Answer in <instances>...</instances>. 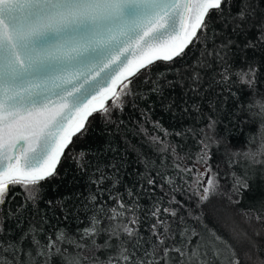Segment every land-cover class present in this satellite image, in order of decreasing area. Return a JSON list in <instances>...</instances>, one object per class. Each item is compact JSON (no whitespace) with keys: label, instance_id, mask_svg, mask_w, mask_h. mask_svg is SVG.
I'll list each match as a JSON object with an SVG mask.
<instances>
[{"label":"snow or ice","instance_id":"6c2138e0","mask_svg":"<svg viewBox=\"0 0 264 264\" xmlns=\"http://www.w3.org/2000/svg\"><path fill=\"white\" fill-rule=\"evenodd\" d=\"M232 3L233 0H0V213L9 203L11 189L16 187L21 189L16 195L22 200L15 209L9 203L8 216H15L29 204L35 206L42 199L41 185L58 175L56 169L73 138L87 134L89 118L100 115L106 122H112V113L123 111L125 98L132 95V78L142 70L149 71L153 57L171 62L181 56L189 44L199 41L201 32L207 31L213 12L221 18H225L226 10L232 15ZM241 4L232 16L237 29L253 15L248 0H241ZM177 21L180 35L159 54L160 49L149 45L175 33ZM259 30L264 39V23L259 25ZM133 43L144 50V54L130 61L129 49ZM245 46L254 47L252 41ZM92 63L100 68L103 76L93 77L87 88L78 82L71 88L61 89L72 97L70 107L62 104L55 116L43 120L32 118L34 106L46 98L26 87L33 78ZM116 73L119 75L113 79ZM221 75L224 81L229 80L227 67ZM236 76L241 85L255 90L258 83L255 69H241ZM109 79H112L111 87L106 83ZM195 79H199L198 75ZM97 90H100L98 105L85 103ZM250 107L258 109L253 115L261 118L260 139L264 141V97L251 102ZM217 123L209 117L206 127L199 129L201 135L196 140L198 152L194 163L203 165V171L187 164L181 166L188 157L179 155V145L159 135L151 136L162 158L155 176L147 175L149 188L155 189L156 176H159L163 180L161 188L166 184L171 191L178 190L174 179L167 174L165 160L170 156L172 168L184 183H189L185 175L196 172L188 190L199 203L217 194L220 174L210 163L213 146L221 143L216 139ZM155 127L161 126L156 124ZM161 130L164 136L170 135L167 130ZM86 155L83 150L79 154L80 157ZM225 155L229 157L230 167H235L241 158L249 166H264V142L256 150H226ZM73 159L80 167V161L75 156ZM103 179L101 176L100 181L93 182L100 183ZM232 179L233 194L241 195L249 188L247 170L244 175L233 174ZM91 199L95 201L96 197ZM112 199L116 207L110 209L108 227H101L99 217L94 215L89 226L77 230L75 236L58 229L41 241L34 231L25 233L19 244L13 242L0 248V264H51L56 255L61 264H241L231 245L212 230L198 229L183 216H179L176 226L177 210L162 207L161 201L150 211L154 222L145 241L134 227L139 224L136 208L124 204L122 199ZM47 203L50 205L51 201ZM177 203L175 197L169 200V204ZM127 213L132 215L129 217ZM189 218L200 221L191 211ZM257 219L264 220V217L257 216ZM101 233L107 238L98 243L96 238ZM25 241H28L27 248ZM100 251L107 253L104 259L96 255ZM254 264H264V259L257 257Z\"/></svg>","mask_w":264,"mask_h":264},{"label":"trees","instance_id":"16d2710c","mask_svg":"<svg viewBox=\"0 0 264 264\" xmlns=\"http://www.w3.org/2000/svg\"><path fill=\"white\" fill-rule=\"evenodd\" d=\"M248 3L253 15L240 29L232 22V16L242 4L241 0H233L232 15L226 10L225 18H221L213 12L207 31L201 32L199 41L189 44L181 56L171 62H153L149 71L142 70L132 78V95L125 98L123 111H114L112 122H106L100 115L90 117L87 134L73 138L56 169L58 175L41 185L42 199L9 217V203L15 209L22 200L16 195L21 189L12 188L9 203L0 213V248L13 242L19 244L23 234L33 231L41 241L58 229L75 236L77 230L89 226L94 215L99 217L101 227L106 228L110 209L116 207L112 198H117L136 208L139 224L134 227L145 241L154 222L150 211L161 201L162 207L177 210L176 226L179 216H183L198 229L212 230L231 245L241 264H254L257 257L264 259V220L257 219L264 217V166H249L241 158L235 167H230L229 157L225 155L226 150H256L264 142L260 139L261 118L253 115L258 109L250 107L251 102L264 97V39L259 30V25L264 23V0H248ZM248 41L254 47H246ZM225 67L230 77L227 81L221 75ZM249 68L257 71L254 91L241 85L236 76L241 69ZM197 75L199 79H195ZM209 117L218 121L216 139L221 141L219 146H213L210 161L220 174L219 192L199 203L188 190L196 172L185 175L189 183H184L172 168L170 156L165 160L167 174L174 179L178 190L173 192L166 184L161 188L163 180L159 176L155 189L149 188L147 175L155 176L162 158L151 136L159 135L179 145V155L188 157L181 166L187 164L203 171V165L194 163L198 152L196 140ZM156 124L161 127L156 128ZM161 129L170 135L164 136ZM82 150L87 153L85 157L79 156ZM245 170L249 188L241 195L233 194V174L244 175ZM101 176L104 179L100 183L93 182L100 181ZM92 196L96 197L95 201ZM172 197L179 203L169 204ZM189 211L199 216L200 221H192ZM127 215L130 217L132 213ZM106 238L101 233L96 239L103 243ZM28 246L25 241L24 247ZM96 255L104 259L107 253L100 251ZM227 255L225 252L224 256ZM51 264H61L59 255L52 258Z\"/></svg>","mask_w":264,"mask_h":264},{"label":"water","instance_id":"95a60500","mask_svg":"<svg viewBox=\"0 0 264 264\" xmlns=\"http://www.w3.org/2000/svg\"><path fill=\"white\" fill-rule=\"evenodd\" d=\"M180 33L181 27L179 21H177L175 33L171 36H164L161 40L152 41L149 46L155 49H160L161 51L159 54H163L164 47L175 42ZM143 54L144 50L138 49L137 45L133 43L129 49V60H135ZM156 61L164 60H156L155 57H153V62ZM97 73L100 75L97 76ZM117 75H119V73L114 74L113 79H115ZM100 76H103V73L100 72V68L97 67L95 63H92L88 65H76L65 72H54L33 78L32 83L26 85V87H30L33 92H40L42 96L46 98L43 99L39 105L34 106V114L32 118L43 120L47 117L55 116L62 104H67L70 107L72 97L67 91H61V89L71 88L72 85H75L78 82L87 88L93 77L99 79ZM65 81H68V83H65ZM106 83L111 87L112 79L107 80ZM99 95L100 90H97L94 94L89 95L85 103L98 105ZM40 113H43V115H38ZM73 115H75V113H73ZM65 126H68L67 121H65ZM21 143L23 144L24 142L21 141Z\"/></svg>","mask_w":264,"mask_h":264},{"label":"rangeland","instance_id":"374dc122","mask_svg":"<svg viewBox=\"0 0 264 264\" xmlns=\"http://www.w3.org/2000/svg\"><path fill=\"white\" fill-rule=\"evenodd\" d=\"M199 171H201V170H199Z\"/></svg>","mask_w":264,"mask_h":264}]
</instances>
